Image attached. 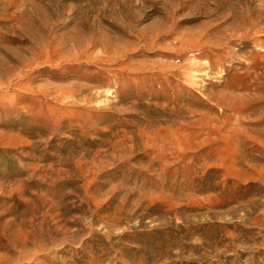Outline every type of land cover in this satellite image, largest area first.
I'll return each instance as SVG.
<instances>
[{
    "label": "rangeland",
    "instance_id": "obj_1",
    "mask_svg": "<svg viewBox=\"0 0 264 264\" xmlns=\"http://www.w3.org/2000/svg\"><path fill=\"white\" fill-rule=\"evenodd\" d=\"M0 264H264V0H0Z\"/></svg>",
    "mask_w": 264,
    "mask_h": 264
}]
</instances>
